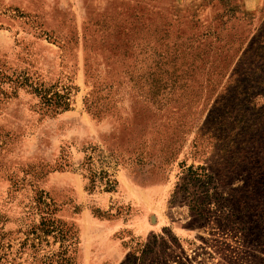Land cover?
Returning a JSON list of instances; mask_svg holds the SVG:
<instances>
[{
    "label": "rangeland",
    "instance_id": "374dc122",
    "mask_svg": "<svg viewBox=\"0 0 264 264\" xmlns=\"http://www.w3.org/2000/svg\"><path fill=\"white\" fill-rule=\"evenodd\" d=\"M0 264H264V0H0Z\"/></svg>",
    "mask_w": 264,
    "mask_h": 264
}]
</instances>
